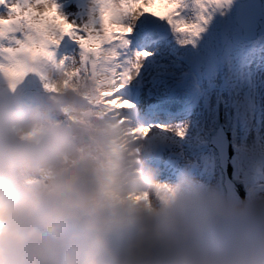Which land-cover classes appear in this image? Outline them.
<instances>
[{
    "label": "snow or ice",
    "instance_id": "6c2138e0",
    "mask_svg": "<svg viewBox=\"0 0 264 264\" xmlns=\"http://www.w3.org/2000/svg\"><path fill=\"white\" fill-rule=\"evenodd\" d=\"M16 33L101 75L161 167L264 179V0H0Z\"/></svg>",
    "mask_w": 264,
    "mask_h": 264
},
{
    "label": "rangeland",
    "instance_id": "374dc122",
    "mask_svg": "<svg viewBox=\"0 0 264 264\" xmlns=\"http://www.w3.org/2000/svg\"><path fill=\"white\" fill-rule=\"evenodd\" d=\"M150 10L162 11L158 6ZM18 40L27 42L28 37L23 33L12 34L11 38L0 37V181L8 180L15 188L31 186L47 190L52 181L78 180L90 194L88 209H103L110 221L106 229L109 245L114 246L112 240L118 239V244L112 248L123 250L137 233V217L145 210L144 205L153 207L160 204L158 198L163 199V196L156 198L157 195L146 199L145 193L150 190L163 195L168 190L160 191L159 187L148 190L135 179L138 172L145 173L139 168L141 157L131 156L139 138L135 120L128 111L110 102L106 95L110 89L101 75L95 74V80L91 81L90 69L79 58L59 55L56 48L47 55L29 53ZM84 100V105L80 106ZM89 101H96L98 106L101 102L102 106L95 109L92 117H83L89 110ZM96 115L110 119L100 125ZM74 129L83 139L89 136L107 147L103 150L106 163H87L93 155L98 156L102 145L89 147L95 144L87 138L80 141L72 132ZM82 129L89 133L83 134ZM70 133L72 139L60 154L54 155L56 158L46 163L35 162L34 167L27 163L32 156L55 146L62 134ZM101 134L109 136L100 138ZM256 135L257 130L253 129L250 137L254 139ZM22 156L23 166L14 175L4 176L6 166ZM60 172L64 174L58 178ZM201 182L218 189L220 181L215 177L211 183ZM185 185L180 186L183 189ZM258 195L259 202L263 203L264 192ZM166 200L163 204L170 203ZM114 226H118V230H114Z\"/></svg>",
    "mask_w": 264,
    "mask_h": 264
},
{
    "label": "clouds",
    "instance_id": "9594fccd",
    "mask_svg": "<svg viewBox=\"0 0 264 264\" xmlns=\"http://www.w3.org/2000/svg\"><path fill=\"white\" fill-rule=\"evenodd\" d=\"M64 201L0 181V264H264V204L212 184L189 181L174 201L143 210L123 250L108 243L103 209Z\"/></svg>",
    "mask_w": 264,
    "mask_h": 264
},
{
    "label": "bare ground",
    "instance_id": "6f19581e",
    "mask_svg": "<svg viewBox=\"0 0 264 264\" xmlns=\"http://www.w3.org/2000/svg\"><path fill=\"white\" fill-rule=\"evenodd\" d=\"M119 2V1H118ZM142 132V131H141ZM143 137H144V135H143ZM141 154H142V151L139 149V147L136 145L135 146V150H134V152H133V154H131V156L133 155L134 157H137V156H141ZM138 175H140L141 177H142V174H140V173H137V174H135L134 176H135V179L137 178V176ZM243 178H241V180H242ZM260 180H261V178H257V180L255 181V182H252V181H246V187H247V189H248V198H249V201L250 202H252V203H254V204H261L260 202H259V196L257 195L258 193H260L262 190H260V189H258L257 190V186H258V184H259V182H260ZM245 181V180H244ZM140 184H142V186H144V187H147L148 186V181L147 180H144L143 178H141L140 179V182H139ZM156 183H159L158 181L156 182ZM165 186V185H162V184H157L156 185V187L157 186ZM171 185V184H170ZM180 184L179 183H177V184H175V185H173V186H168V187H170V188H172V187H177V186H179ZM166 187V186H165ZM180 188V187H179ZM174 191H175V189H173ZM174 191H172V194H175V195H169V197H167L168 198V200L169 201H174L175 199H176V197H177V195L179 194L178 192V194L176 193V192H174ZM145 196H146V199H148L150 196H153L150 192H147V193H145ZM165 199V198H164ZM167 200V201H168ZM264 202V201H263ZM144 208L145 209H147L148 208V206L145 204L144 205Z\"/></svg>",
    "mask_w": 264,
    "mask_h": 264
},
{
    "label": "water",
    "instance_id": "95a60500",
    "mask_svg": "<svg viewBox=\"0 0 264 264\" xmlns=\"http://www.w3.org/2000/svg\"><path fill=\"white\" fill-rule=\"evenodd\" d=\"M223 183H224V189L227 193L226 198L235 197V198L244 199L245 194H244V190H243L242 186L236 185L234 182H229L227 180H224ZM57 191L62 193L63 195H65L64 192L66 193V190L61 191V190L57 189ZM74 191H76V193L79 194L81 201L78 204L72 205V206L65 203V206L70 207V208L84 209L86 204H87V201H88L87 196L85 195V193L82 190H80L76 187H74Z\"/></svg>",
    "mask_w": 264,
    "mask_h": 264
}]
</instances>
